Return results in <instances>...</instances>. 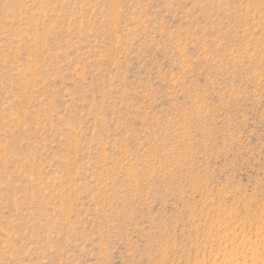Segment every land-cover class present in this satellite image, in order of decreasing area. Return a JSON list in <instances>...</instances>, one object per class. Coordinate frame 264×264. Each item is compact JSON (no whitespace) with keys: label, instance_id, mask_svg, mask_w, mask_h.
<instances>
[{"label":"rangeland","instance_id":"1","mask_svg":"<svg viewBox=\"0 0 264 264\" xmlns=\"http://www.w3.org/2000/svg\"><path fill=\"white\" fill-rule=\"evenodd\" d=\"M0 264H264V0H0Z\"/></svg>","mask_w":264,"mask_h":264}]
</instances>
